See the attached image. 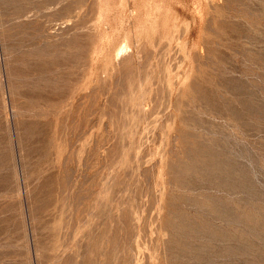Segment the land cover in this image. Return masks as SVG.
Masks as SVG:
<instances>
[{"label": "rangeland", "instance_id": "rangeland-1", "mask_svg": "<svg viewBox=\"0 0 264 264\" xmlns=\"http://www.w3.org/2000/svg\"><path fill=\"white\" fill-rule=\"evenodd\" d=\"M0 264H264V0H0Z\"/></svg>", "mask_w": 264, "mask_h": 264}]
</instances>
